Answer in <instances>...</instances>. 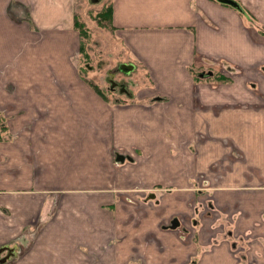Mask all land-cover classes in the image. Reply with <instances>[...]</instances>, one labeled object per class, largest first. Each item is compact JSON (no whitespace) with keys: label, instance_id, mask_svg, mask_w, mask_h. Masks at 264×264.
<instances>
[{"label":"crops","instance_id":"1","mask_svg":"<svg viewBox=\"0 0 264 264\" xmlns=\"http://www.w3.org/2000/svg\"><path fill=\"white\" fill-rule=\"evenodd\" d=\"M99 1L0 0V264H264V0Z\"/></svg>","mask_w":264,"mask_h":264},{"label":"rangeland","instance_id":"2","mask_svg":"<svg viewBox=\"0 0 264 264\" xmlns=\"http://www.w3.org/2000/svg\"><path fill=\"white\" fill-rule=\"evenodd\" d=\"M78 1V6L81 8L83 5H86L88 9H94L98 10L103 2L102 1H95L90 5L91 1L90 0H77ZM91 16L93 17L94 12H89ZM85 26L90 27L91 30L93 31V36L90 37V41L87 42V52L89 53V59H86L84 56L82 58H85L89 62V65H86V68H92L93 72L95 73L94 75L91 72H88L89 70L86 71V73H83L87 78H89L91 81L97 83V84H102L101 79L105 78V82L107 83V77L110 78V71L113 69V67L116 66L118 62V52L114 54L115 59L113 58V53L111 50H108L109 48L107 47V41H109V36L111 35L109 33L101 32L96 26H93L89 20H84ZM107 31V28H104ZM80 56L78 55V58ZM81 61V58L78 59ZM116 79V81H120L121 79L124 78V76L119 75L118 73L113 77ZM131 81H129V88L130 87ZM105 85V84H104ZM126 97V96H125Z\"/></svg>","mask_w":264,"mask_h":264},{"label":"trees","instance_id":"3","mask_svg":"<svg viewBox=\"0 0 264 264\" xmlns=\"http://www.w3.org/2000/svg\"><path fill=\"white\" fill-rule=\"evenodd\" d=\"M218 1V0H217ZM220 2V1H219ZM223 3V2H222ZM92 5V4H90ZM103 8H99L98 10H92V9H88V12H94V15L93 17L91 16L90 14V18L92 20H94L95 24L97 26H101L103 28H107V29H112L114 28V26H112V6L111 5H105V6H102ZM96 11V12H95ZM76 25L80 31V34H81V37H82V40H81V44H80V58H81V61H79V66H80V69H81V72L82 73H86L87 71V68H86V65H85V62L87 60L86 59H89V53L87 52V42L90 41V33H89V29L86 28L85 24L81 21V20H77L76 21ZM85 57V58H82V57ZM86 78V80L92 85V87L98 92L100 93L101 95H103L104 97L107 98L106 94L104 93V91L101 89V87L87 79L86 76H84ZM218 77L222 78L221 75H218ZM120 99V98H119ZM5 121V118L3 117V115L1 116L0 115V139L2 138V133L6 134V131L8 129L6 123L4 122Z\"/></svg>","mask_w":264,"mask_h":264},{"label":"flooded vegetation","instance_id":"4","mask_svg":"<svg viewBox=\"0 0 264 264\" xmlns=\"http://www.w3.org/2000/svg\"><path fill=\"white\" fill-rule=\"evenodd\" d=\"M85 65H89V62L86 61L85 62ZM87 70H89L88 72L92 71L93 69L92 68H87ZM118 73L117 71V67H113V69L110 71V75L111 77L108 78L107 77V83L104 81V79H101V83L103 85V88L101 87V89L104 91V93L108 92V93H112V92H115L117 93L118 90H122L124 88V84L122 83V79L120 81H116V79H114L113 77ZM105 84V85H104ZM117 95V94H116ZM6 254H4V258H2L0 256V260L2 259L3 261L5 260H8L9 258H11L12 255H15V252L13 253H8L5 251Z\"/></svg>","mask_w":264,"mask_h":264},{"label":"water","instance_id":"5","mask_svg":"<svg viewBox=\"0 0 264 264\" xmlns=\"http://www.w3.org/2000/svg\"><path fill=\"white\" fill-rule=\"evenodd\" d=\"M93 2L95 1H99V0H92ZM220 2H223V3H227V4H230L232 5L233 7L239 9L240 11H243V8L241 7L240 3L237 1V0H218ZM134 68V65L131 63V64H122L120 69L123 71V72H130L132 71ZM176 221L177 219H174L171 223L172 226H176Z\"/></svg>","mask_w":264,"mask_h":264}]
</instances>
